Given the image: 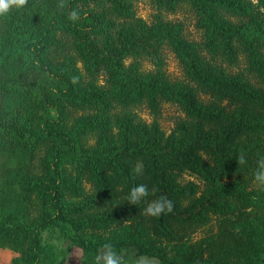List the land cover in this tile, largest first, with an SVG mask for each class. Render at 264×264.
<instances>
[{
	"label": "trees",
	"instance_id": "obj_1",
	"mask_svg": "<svg viewBox=\"0 0 264 264\" xmlns=\"http://www.w3.org/2000/svg\"><path fill=\"white\" fill-rule=\"evenodd\" d=\"M135 1L68 0L59 9L58 0H27L0 15V249L18 253L11 264H59L64 251L44 239L48 234L78 248L82 264H94L106 242L123 264L132 252L161 264H264V190L231 180H253L264 156L261 6L153 0L160 9H193L203 31L196 42L159 16L150 26L136 19ZM72 9L80 11L76 23L67 19ZM168 47L188 82H171L163 72L160 54ZM143 57L155 69L142 70ZM101 74L104 86L95 84ZM163 100L186 116L169 137L156 120L143 122L132 111L145 104L157 116ZM86 109L93 112L67 126L71 111ZM88 136L95 139L90 146ZM137 162L143 174L134 176ZM182 171L201 184L182 183ZM82 177L92 194L68 199L83 195ZM138 184L158 189L147 200L164 195L173 210L143 215L147 200H125ZM211 214L221 216L216 231L190 240L186 229ZM109 226L104 235L86 232Z\"/></svg>",
	"mask_w": 264,
	"mask_h": 264
},
{
	"label": "rangeland",
	"instance_id": "obj_2",
	"mask_svg": "<svg viewBox=\"0 0 264 264\" xmlns=\"http://www.w3.org/2000/svg\"><path fill=\"white\" fill-rule=\"evenodd\" d=\"M256 1V0H255ZM259 7L261 6V11L264 14V0H257ZM135 18L141 20L145 25L150 26L155 20V17H161L164 21H169L170 23L177 25L181 29L182 36L190 41L200 42L203 39V31L199 26V22L196 16V13L193 9H191L188 5H181L171 10H165L158 8L153 0H136L134 4ZM162 57V70L165 75L169 78L171 82L179 83V82H188L184 74V70L182 67V63L176 56V54L168 47L164 48L161 51ZM131 59L128 58L126 63H130ZM140 67L142 70H153L155 66L152 63V60L143 57L139 61ZM75 66L80 75L84 77L85 82L88 79L84 76V70L82 68V64L80 61H75ZM95 84L99 86L105 85V76L101 74L96 80ZM201 99L204 102H209L211 99L206 95L200 94ZM224 105L225 103H220ZM227 111H230L235 115L239 114L238 107H226ZM132 111L136 114V117L146 123H151L156 120L159 125L161 132L164 137H169L175 128V124L177 121L186 119L184 112L181 108L173 102L169 101H161L159 114L154 116L150 113V110L145 104H141L138 107L132 109ZM92 109L86 110H77L71 111L70 118L68 120V127L72 126V121L74 118L79 117L82 114H90L92 113ZM234 112V113H233ZM115 131V129H113ZM115 139V138H114ZM264 140V138H263ZM95 143V139L93 136H88L86 140V146H90ZM67 172L71 176L76 175V171L74 167L69 165L67 167ZM82 181L80 183L83 195L76 196L74 194H70L71 197L68 199L76 202H83L85 197H88L92 194V187L87 181L85 177H82ZM179 179L182 183L187 181H192L195 184L200 185V179L190 174L188 171H182L179 173ZM231 180H239L242 182L247 188H258V186L254 183V180H249L245 175H236L231 178ZM221 220L220 215L211 214L206 223H199L193 225L191 228L186 229V236L192 241H199L206 235L212 234L216 231L218 224ZM112 226L106 227H96L89 228L86 230L89 234L93 235H104ZM44 239L49 242H53L58 249H62L64 251L62 257L59 261V264H82L81 258L82 253L76 247H68L66 242L58 240L55 236H50L48 234L44 235ZM18 253L13 252L8 249H0V264H11L12 259L17 256ZM124 264H161L156 258L149 256H139L136 257L133 255V252L130 253L129 258L125 261Z\"/></svg>",
	"mask_w": 264,
	"mask_h": 264
},
{
	"label": "clouds",
	"instance_id": "obj_3",
	"mask_svg": "<svg viewBox=\"0 0 264 264\" xmlns=\"http://www.w3.org/2000/svg\"><path fill=\"white\" fill-rule=\"evenodd\" d=\"M27 4V0H0V15L7 13L10 8L15 7L17 9L22 8ZM68 5V0H58L57 7L64 9ZM67 19L71 23H76L80 20V11L78 9H72L67 13ZM238 164H245L246 158L244 154L239 155ZM132 173L134 176L143 174V163L137 162L133 168ZM254 183L264 190V156H261L257 160L256 170L253 172ZM158 189H149L146 184H138L130 188L125 200L132 205H139L147 200L150 195ZM173 210V202L166 196L161 195L156 199L147 200L142 210V214L149 217H160L170 213ZM94 264H123L122 257L114 249V246L106 242L102 245V249L94 257Z\"/></svg>",
	"mask_w": 264,
	"mask_h": 264
}]
</instances>
